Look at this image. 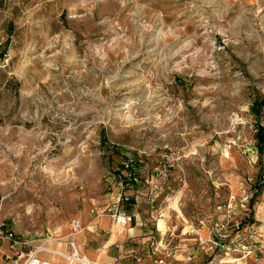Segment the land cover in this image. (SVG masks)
<instances>
[{
	"label": "rangeland",
	"instance_id": "rangeland-1",
	"mask_svg": "<svg viewBox=\"0 0 264 264\" xmlns=\"http://www.w3.org/2000/svg\"><path fill=\"white\" fill-rule=\"evenodd\" d=\"M263 106L264 0H0L1 217L62 238L132 157L169 167L154 208L175 239L250 196L241 246L199 241L188 264H264Z\"/></svg>",
	"mask_w": 264,
	"mask_h": 264
},
{
	"label": "crops",
	"instance_id": "crops-1",
	"mask_svg": "<svg viewBox=\"0 0 264 264\" xmlns=\"http://www.w3.org/2000/svg\"><path fill=\"white\" fill-rule=\"evenodd\" d=\"M141 178L142 183L133 188L125 187L121 181L116 180L117 183L112 191L97 204L98 208H93L90 213H81L76 217L82 222V229L70 234L66 230L64 237L55 244V247L66 251L67 243L74 242L80 252L96 264H159L160 258L164 259V264H188V251L194 250V246L199 241L202 243V240L206 241L211 236V229L215 222L208 228L179 224L178 238L175 239L176 229L173 225L165 229L159 227L161 218H168V215L147 203L151 186L146 184V180L150 179V176ZM229 186L233 190H238L234 181L229 183ZM263 187L261 186L260 189L261 201L254 216L260 222L264 218ZM123 193L132 198V205L125 204V208L135 214L134 222L125 228L118 227L111 216L104 212L107 207L116 204ZM157 198L156 193L155 202ZM135 203L137 207L133 205ZM203 229L207 231L204 232ZM261 232L263 233L261 236H264V225L260 227ZM154 239L161 240L164 245L168 244L170 251H162L164 255L154 254ZM171 247H174L173 250Z\"/></svg>",
	"mask_w": 264,
	"mask_h": 264
},
{
	"label": "built area",
	"instance_id": "built-area-1",
	"mask_svg": "<svg viewBox=\"0 0 264 264\" xmlns=\"http://www.w3.org/2000/svg\"><path fill=\"white\" fill-rule=\"evenodd\" d=\"M264 115V106L259 116ZM259 117V118H260ZM259 126L264 128L263 118H260ZM258 126V127H259ZM137 162L132 157H129L124 164L122 172L125 187L133 188L142 183V178L136 166ZM169 177V167L155 169V175L146 180V183L151 186L147 195V203L154 205L156 193L159 189L158 182L166 180ZM250 182L253 179L249 178ZM260 183L264 184V173L260 178ZM249 195L237 200L235 195H231L225 203L224 213L221 220L215 222L211 229V236L205 241L207 252L214 253L216 251L228 252L232 247L240 245L242 237L239 232L234 233L239 228V223L236 220V208L238 206L245 208ZM125 204L132 205V198L128 194H122L116 204L107 207L104 211L111 216L114 223L121 228L128 227L134 222L135 214L125 208ZM137 207V203L133 204ZM2 204L0 202V257L3 258V263L6 264H96L86 255L82 254L74 242L67 243L68 250L64 251L55 247L61 238H58L56 233L47 231L39 237H29L25 233L17 232L14 228L6 226L4 219L1 217ZM83 224L80 220H74L71 225V232H77L82 229ZM153 238V237H152ZM241 246V245H240ZM168 244L164 245L161 240L154 239V254L168 251ZM247 250V249H245ZM247 254L252 251L247 250ZM55 255L63 261L62 263H54L48 260V256ZM159 264H164V259L160 258Z\"/></svg>",
	"mask_w": 264,
	"mask_h": 264
},
{
	"label": "trees",
	"instance_id": "trees-1",
	"mask_svg": "<svg viewBox=\"0 0 264 264\" xmlns=\"http://www.w3.org/2000/svg\"><path fill=\"white\" fill-rule=\"evenodd\" d=\"M259 133H258V139L260 142L264 144V128L263 127H258Z\"/></svg>",
	"mask_w": 264,
	"mask_h": 264
},
{
	"label": "bare ground",
	"instance_id": "bare-ground-1",
	"mask_svg": "<svg viewBox=\"0 0 264 264\" xmlns=\"http://www.w3.org/2000/svg\"><path fill=\"white\" fill-rule=\"evenodd\" d=\"M47 258H48V260H50L51 262H54V263H60V261H61V258H59L55 255H50Z\"/></svg>",
	"mask_w": 264,
	"mask_h": 264
}]
</instances>
